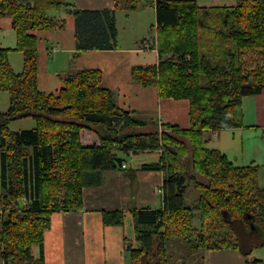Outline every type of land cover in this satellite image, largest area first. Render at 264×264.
I'll list each match as a JSON object with an SVG mask.
<instances>
[{"label":"trees","instance_id":"1","mask_svg":"<svg viewBox=\"0 0 264 264\" xmlns=\"http://www.w3.org/2000/svg\"><path fill=\"white\" fill-rule=\"evenodd\" d=\"M0 0V19L12 17L16 49L0 48V95L9 108L0 112V255L4 264H45V233L55 212L83 207V187L101 183L102 172L121 169L118 153L162 151L159 162L142 170L162 171L164 209L133 212L138 249L127 246L129 264H167L170 239L195 251L233 250L252 255L238 240L264 233V187L259 168L236 166L226 154L205 145L204 131L242 128L244 97L264 90V61L248 55L264 52V0H239L235 7L201 8L197 0H115L114 10H82L59 0ZM155 8L158 53L156 67H137L133 79L156 87L162 99L189 100L191 128L181 130L154 120L139 121L118 106L115 93L102 85L98 70L64 78L57 95L38 86L37 38L34 30L62 29L65 20L52 11L75 17L79 51L117 47V11ZM13 51L24 55L16 73ZM166 56V57H165ZM33 119L31 130L11 131L13 122ZM150 127L149 131H139ZM95 134L100 145L84 147L81 132ZM124 158H122L123 162ZM189 167L196 177H191ZM197 177L204 178L200 182ZM193 182L199 201L187 207L184 194ZM200 227L195 226L196 219ZM106 226L123 225L120 211L104 212ZM264 247V241L260 244ZM39 246L35 258L32 248ZM247 264H263L254 259Z\"/></svg>","mask_w":264,"mask_h":264},{"label":"crops","instance_id":"2","mask_svg":"<svg viewBox=\"0 0 264 264\" xmlns=\"http://www.w3.org/2000/svg\"><path fill=\"white\" fill-rule=\"evenodd\" d=\"M59 1L82 10H114L116 7L115 0ZM197 4L201 8L235 7L239 0H197ZM148 12H152L149 13L151 15H143ZM48 15L65 20V27L30 32L37 38L38 86L41 92L57 95L65 88L64 78L67 75L84 70H98L102 74L103 87L112 90L118 106L133 111L135 119L144 122L154 120L161 128L160 131L164 124L177 126L181 130L191 128L189 100L162 99L156 87H146L132 76L134 68L156 67L161 61L157 50L158 26L154 7L147 6L133 12H116L117 47L112 50L79 51L75 17L65 11H52ZM150 16H155L154 24H151ZM12 23L9 15L0 19L1 49L14 50L17 47V33ZM9 62L16 73L23 72V53L11 52ZM8 108L9 105L0 112L5 113ZM242 108L243 127L204 131L205 145L226 154L236 166L258 167L259 182L264 187V90L259 95L244 97ZM35 126L34 121V127L28 129H34ZM149 130L150 127H146L139 131ZM81 142L84 147L100 145L99 138L87 130L81 132ZM118 155L121 160L124 158L121 169L104 171L101 183L88 181L83 187L82 209L52 214L51 228L44 237L45 264H129L127 246L133 249L139 247L135 238L133 212L164 209L166 178L162 171L141 169L143 165L159 162L161 150L129 156L119 152ZM189 174L196 177L190 167ZM197 180L206 182L201 177H197ZM199 196L198 189L190 181L184 194L185 205L196 206ZM115 211L124 214L123 225L106 226L103 213ZM181 244L178 239L168 241L167 264H172L169 259L172 253L170 247L173 249L174 245ZM252 250V255L248 258L238 251L208 250L197 255L194 261L201 260L202 264H247L249 260L258 259L264 264V254L259 256L254 248ZM196 252L201 254L200 251ZM32 255L39 258L41 248L34 246ZM0 264H4L1 255Z\"/></svg>","mask_w":264,"mask_h":264},{"label":"rangeland","instance_id":"3","mask_svg":"<svg viewBox=\"0 0 264 264\" xmlns=\"http://www.w3.org/2000/svg\"><path fill=\"white\" fill-rule=\"evenodd\" d=\"M149 13L152 12H148V14H143V15H151ZM146 17V16H144ZM151 17V24H154L155 21V16H150ZM248 61V65L250 64V62L252 61V63H254L255 65H259L262 64L264 61V52L261 53L260 52H256L253 55H248L247 59H250ZM257 65V66H258ZM0 100H1V104H0V110H2L3 107H6L9 105V94L7 92H3L0 95ZM15 123V124H13ZM12 126H10L11 131L17 132L20 129H25L29 130L28 128H33L34 127V121L33 119H24V120H19L16 122H13ZM127 162H130V159L128 157H125ZM134 165V163H132ZM200 224V220L199 218L196 219L195 221V226L198 227ZM181 241V246L180 245H174L173 249L170 250L172 251V253L169 256V259L171 261L172 264H202L201 260L198 261H194V258L197 255H202L203 251H200L201 254H198L196 251L193 252L191 251L186 243L182 240ZM264 241V233L262 235H257L254 232L250 235V238H248L247 240H238L237 244L240 245L244 250H250L251 249V243L254 246V251L256 254H258L259 256H263L264 254V248L262 246H260V244ZM252 250V249H251ZM199 252V251H198Z\"/></svg>","mask_w":264,"mask_h":264},{"label":"built area","instance_id":"4","mask_svg":"<svg viewBox=\"0 0 264 264\" xmlns=\"http://www.w3.org/2000/svg\"><path fill=\"white\" fill-rule=\"evenodd\" d=\"M3 216H4V212L1 210V206H0V225L2 223Z\"/></svg>","mask_w":264,"mask_h":264},{"label":"water","instance_id":"5","mask_svg":"<svg viewBox=\"0 0 264 264\" xmlns=\"http://www.w3.org/2000/svg\"><path fill=\"white\" fill-rule=\"evenodd\" d=\"M116 161L119 164V166H122V160H121V158H117Z\"/></svg>","mask_w":264,"mask_h":264}]
</instances>
